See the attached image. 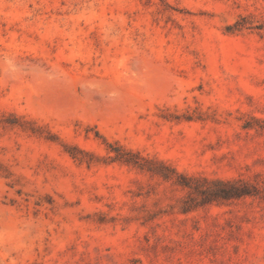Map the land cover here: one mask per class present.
<instances>
[{
  "label": "rangeland",
  "instance_id": "rangeland-1",
  "mask_svg": "<svg viewBox=\"0 0 264 264\" xmlns=\"http://www.w3.org/2000/svg\"><path fill=\"white\" fill-rule=\"evenodd\" d=\"M0 264H264V0H0Z\"/></svg>",
  "mask_w": 264,
  "mask_h": 264
},
{
  "label": "trees",
  "instance_id": "trees-1",
  "mask_svg": "<svg viewBox=\"0 0 264 264\" xmlns=\"http://www.w3.org/2000/svg\"><path fill=\"white\" fill-rule=\"evenodd\" d=\"M237 195H241V194H243L241 191H239V193H236Z\"/></svg>",
  "mask_w": 264,
  "mask_h": 264
}]
</instances>
